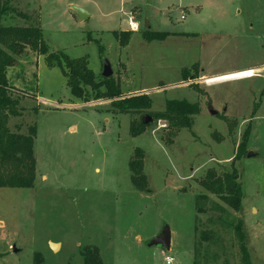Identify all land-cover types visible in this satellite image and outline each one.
Here are the masks:
<instances>
[{"label":"rangeland","instance_id":"obj_1","mask_svg":"<svg viewBox=\"0 0 264 264\" xmlns=\"http://www.w3.org/2000/svg\"><path fill=\"white\" fill-rule=\"evenodd\" d=\"M75 6L90 16L82 20ZM1 9L0 26H40L49 52L87 58L98 79L108 60L124 95L146 92L153 104L119 113L94 93L74 96L61 67L37 52L18 57L9 77L29 96H19L24 110L9 127L26 134L37 125L36 178L32 188L0 187V264H84L88 246L103 264H167L165 255L173 264H242L239 222L252 264H264V0H0ZM149 31L171 35L149 40ZM246 68L261 75L203 78ZM173 99L198 105L191 129L175 134L154 119L131 134L132 122ZM248 126L246 153L235 159ZM137 148L144 191L131 178ZM234 168L240 211L203 185L208 170L222 177ZM166 226L171 249L149 246Z\"/></svg>","mask_w":264,"mask_h":264},{"label":"trees","instance_id":"obj_2","mask_svg":"<svg viewBox=\"0 0 264 264\" xmlns=\"http://www.w3.org/2000/svg\"><path fill=\"white\" fill-rule=\"evenodd\" d=\"M0 11L4 14L8 10L1 9ZM169 35H171L170 32L149 31L145 37L149 40H163ZM119 41L120 45L125 46L128 44L129 37L125 40L120 38ZM29 50L45 56L48 66H60L67 78V85L71 93L78 98L87 99L90 92L94 93L96 99L109 100L114 110L125 114L150 110L153 104L151 96L147 93L124 95L120 85L113 77L98 79L89 67L87 58L72 59L62 52H49V46L40 26H0V187L32 188L36 178L34 150L37 125L29 126L26 134L13 132L9 127L10 118L20 116L24 110L19 106V96L23 94L29 96V93L22 92L18 86L11 83L8 69L14 67L18 62V57ZM99 50L103 52L101 46ZM53 60H56L57 63H53ZM35 111L37 112L38 108ZM256 111L255 108L253 112ZM197 114H199L197 104L186 99H173L167 100L163 111L147 115H150L153 120H166L168 128L176 134L182 128L191 129L194 123L192 116ZM145 127L146 125L142 121L140 124L132 122L130 132L133 136H137L145 131ZM249 134L250 126L245 130L242 141L237 147L235 159L246 153ZM135 156L129 163L133 173L132 182L140 191H144L147 185V176L144 174L143 150L137 148ZM239 178V173L235 168L231 172L224 173L222 177L218 176L215 170L210 169L203 185L212 193L220 195L232 209L240 211L244 194ZM199 198L207 199V196H199ZM197 207L200 211L203 210L202 207ZM235 229L240 241L242 264H252L245 242V234L242 230V222H239ZM203 237L205 241H211L214 239V234L212 231H208L204 233ZM82 254L84 264H103L97 246L86 247Z\"/></svg>","mask_w":264,"mask_h":264},{"label":"water","instance_id":"obj_3","mask_svg":"<svg viewBox=\"0 0 264 264\" xmlns=\"http://www.w3.org/2000/svg\"><path fill=\"white\" fill-rule=\"evenodd\" d=\"M74 10L80 15V18L82 20H85L90 16V14L86 10L78 6H75ZM113 73L114 72H113L110 62L108 60H104L102 77L104 78L112 77ZM212 113L217 114V112L215 111H212ZM152 121H153V118L150 115H146L142 119V122L145 125L151 123ZM253 155H254L253 153L249 154V156H253ZM158 244L162 245L167 250L171 249V231L169 227L166 226L160 235H158L157 237H155L149 242V246H154ZM59 245H60L59 243L50 242V246L53 250H56L55 246H59ZM13 250L17 251V248L14 247Z\"/></svg>","mask_w":264,"mask_h":264},{"label":"built area","instance_id":"obj_4","mask_svg":"<svg viewBox=\"0 0 264 264\" xmlns=\"http://www.w3.org/2000/svg\"><path fill=\"white\" fill-rule=\"evenodd\" d=\"M182 19L185 18L184 15L181 16ZM128 27L131 31L133 32H137L140 30V24L138 21H136L133 16H130L129 19H128ZM253 76H255L256 74L253 72L252 73ZM253 76H246V77H253ZM165 261L167 264H173L174 263V258L170 255H165Z\"/></svg>","mask_w":264,"mask_h":264},{"label":"crops","instance_id":"obj_5","mask_svg":"<svg viewBox=\"0 0 264 264\" xmlns=\"http://www.w3.org/2000/svg\"><path fill=\"white\" fill-rule=\"evenodd\" d=\"M170 36V35H169ZM167 38V37H166ZM165 38V39H166ZM45 39V38H44ZM46 40V39H45ZM164 40V39H163ZM47 43V42H46ZM42 56V58H40L41 60L42 59H45V56H43V55H41ZM254 71V68H246V69H241V70H237V71H233V72H229V73H224V74H220V75H216V76H203V78L205 79V78H207V80H210V79H214V78H218V77H223V76H227V75H232V74H236V73H243V72H245V71ZM256 75L255 76H260L261 74L260 73H256V72H254ZM8 76H9V73H8ZM254 77V76H253ZM10 78V77H9ZM10 81H11V79H10ZM208 83V81L206 82L205 81V84H207ZM146 93V92H145ZM253 211L254 212H256L257 211V209L256 208H253ZM245 223H246V221H245ZM246 225V224H245ZM246 229H247V225H246ZM247 242H249V240H250V237H249V234L247 233Z\"/></svg>","mask_w":264,"mask_h":264},{"label":"bare ground","instance_id":"obj_6","mask_svg":"<svg viewBox=\"0 0 264 264\" xmlns=\"http://www.w3.org/2000/svg\"><path fill=\"white\" fill-rule=\"evenodd\" d=\"M254 71H245L243 73H236V74H232V75H227V76H223V77H218V78H214V79H210L208 80V83H213V82H221V81H225V80H232V79H238V78H244L246 76H253L252 73ZM59 246H55V248L57 249Z\"/></svg>","mask_w":264,"mask_h":264}]
</instances>
